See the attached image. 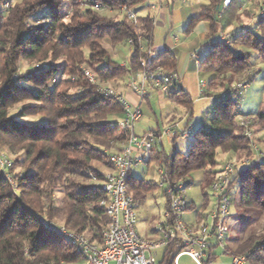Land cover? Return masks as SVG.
<instances>
[{"label":"trees","instance_id":"trees-1","mask_svg":"<svg viewBox=\"0 0 264 264\" xmlns=\"http://www.w3.org/2000/svg\"><path fill=\"white\" fill-rule=\"evenodd\" d=\"M98 1L107 9L96 11L80 0H17L9 6L5 4L10 0H0V150L13 161L9 173L0 169V264H70L83 259L41 218L100 241L107 228L109 219L100 205L104 193L91 181L103 179L104 172L96 164H108V152L120 150L129 132L111 125L125 115L124 107L98 93L81 67L92 69L104 83L120 84L129 68L114 60L106 43L132 39L131 67L137 68L147 56L154 23L149 14L140 15L135 25L119 11L121 5L139 11L136 7L147 0ZM223 2L211 0L203 5L186 29L192 30L202 20L210 22L212 48L202 59L200 72L213 73L202 94L214 97V104L203 113L188 153L158 149L150 160L165 168L171 182L184 180L188 186L189 176L202 171L205 209L219 151L254 156L251 141L236 120L238 114L246 113L239 109L234 84L236 77L247 75L251 80L252 52L264 62V16L255 28L237 29L230 37L231 45L213 38L219 26L231 25L233 16H240L239 4L230 0L218 17ZM24 62L32 65L24 69ZM157 65L177 70L176 51L156 54L151 66ZM168 98L185 107L190 112L188 123L193 122L194 101L184 89ZM27 100L32 103L15 110ZM28 115H41L45 122H23ZM252 115L264 121V111ZM156 185L132 175L128 180L135 200L146 198ZM230 190L235 206L242 210L238 213L241 223L264 216V161L245 168ZM234 242L231 254H245L249 262L264 264V231H252L245 239L236 236ZM180 248L173 243L160 264H173Z\"/></svg>","mask_w":264,"mask_h":264},{"label":"built area","instance_id":"built-area-1","mask_svg":"<svg viewBox=\"0 0 264 264\" xmlns=\"http://www.w3.org/2000/svg\"><path fill=\"white\" fill-rule=\"evenodd\" d=\"M90 5L96 11H104L107 6L98 0H80ZM6 3L5 6H9ZM152 8H157L155 5ZM111 11V9H109ZM121 14H126L135 25L140 22L138 11L126 5L119 7ZM260 16H264L262 13ZM153 23H157V16L153 17ZM222 41L231 45L229 37H223ZM132 45L133 40L129 39ZM156 55L152 46L147 48V56L142 58L139 67H131V60L122 66L129 68L127 74V88L135 93L139 103L132 104L122 93L108 83L99 80L96 73L82 66L84 78L96 87L98 93L119 102L125 110V115L115 120L111 125H116L129 132L127 140L121 145L120 150L108 152V162L111 165L109 171L104 173L102 180L94 182V186L104 193L100 205L104 208L109 219L107 228L102 234V239H93L87 233H79L68 229L66 226L41 218L43 223L72 245L81 253V264H160L158 252L166 250L173 243H179L181 247L176 253L173 264H179L182 256L191 258L194 264H211L210 251L213 246L220 247L232 257V264H247L248 257L245 254L233 255L227 249L226 239L230 228L226 220L233 214V197L230 190L231 182L250 165L264 161V150L258 145L253 126L256 122L255 115L238 114L236 120L243 128L244 136L251 141L254 156L238 162L236 159L225 161L217 170L214 181L209 188L210 208L205 209L199 221L190 224L185 215L191 208L186 189L188 185L184 180L171 182L168 179L165 168L160 167L161 181L159 187L164 189L167 197V208L164 220L158 221L156 230L159 236L156 239L142 238L137 231L138 214L135 209L136 200L128 187V180L134 167L149 164L153 150H158L160 142L166 136H182L189 138L194 135L195 124L189 122L185 126L179 123L168 125L161 133L153 129L142 136L135 133V124L142 116L141 103L146 101L154 92L164 97H169L177 91L180 75L177 70H170L160 65L151 66L152 58ZM192 59L199 63L197 52L191 54ZM39 67V64L36 65ZM47 66V65H44ZM250 80H241L234 85L238 99L245 96ZM207 83L202 82L201 91L206 89ZM13 161L0 150V169L9 173ZM8 177L10 175L8 174ZM158 185V184H157ZM70 264H77L72 262Z\"/></svg>","mask_w":264,"mask_h":264},{"label":"rangeland","instance_id":"rangeland-1","mask_svg":"<svg viewBox=\"0 0 264 264\" xmlns=\"http://www.w3.org/2000/svg\"><path fill=\"white\" fill-rule=\"evenodd\" d=\"M17 0H10V4L16 2ZM211 0H188L186 4L182 2V0H173L174 9H182L183 7H186L190 9L195 4H201V5H207ZM213 1H220V0H213ZM224 1V3H229L230 0H221ZM257 1V2H256ZM236 3L240 6H243V10L240 13V16H233L235 20H231V25H227L226 27L219 26V29L216 34L218 33L220 40H222L223 37H231L233 33H236L237 29L240 28L243 30H246L247 28H255V23L260 18V15L264 13V0H261V5L263 8H260L258 3V0H235ZM234 2V3H235ZM224 3L221 4L220 10L218 14V17H222V13L227 7L224 6ZM255 6V7H254ZM144 8H146L147 12L142 11ZM137 10H139V15L144 14H150L153 17L155 16V13L153 10L148 7V3L144 2L143 4L136 7ZM201 10V9H200ZM199 10V11H200ZM200 13V12H199ZM113 14H116V12H113ZM199 15V14H198ZM233 15V14H232ZM119 18H123V15H119ZM234 24V25H233ZM189 25V19L181 22L174 23L173 29L171 31L173 37L179 36L181 40H188V43H193L201 38L200 33H205L204 29L199 25L194 28V30L188 35L186 33V28ZM237 27H236V26ZM111 52L114 60L119 64H124L128 61V58L132 55V47L128 44V42H122L118 44H110L106 43L105 45ZM238 47L242 48L241 45ZM182 62V61H181ZM34 64V63H33ZM251 71H252V77L250 80V77H247V75L238 78L236 77V82H240L241 80H250L249 87L245 91V96L243 99L238 100L239 101V109L246 114H255L259 110L264 111V62L261 61V59L256 55L255 52H252V59H251ZM32 63L24 62L22 63V66L24 69L28 68V66H31ZM181 65V63H180ZM213 76L212 72H206V73H197L194 71V84L196 86L197 94L194 95L195 98H197V101H194V118L193 122L196 126L194 130V135L189 138H183L182 136H177L175 140V146L178 151H180L183 154L188 153L189 148L192 145V142L195 139V133L197 131V127L200 123V116L202 115V112L206 108V106L211 105L208 97H202V92L200 89V83L205 80L208 82L210 78ZM64 78V75L62 76ZM128 78L125 77L121 81V83H127ZM109 85L114 87L117 90L116 85L118 84V81L116 82H109ZM122 84V85H123ZM236 84V83H235ZM234 84V85H235ZM221 91V90H219ZM152 106H148L147 104H143L142 106V116L139 121L135 124V132L138 135H144L148 130L153 129L157 126V119L161 120V116L163 112H165V109H163L160 105V102L158 99L153 98ZM32 103L31 101H25L21 104H19L15 110H18L20 107H23L25 104ZM173 107L172 103H168L167 109ZM179 111H181V108L176 107ZM157 115V117H156ZM23 122L29 123V124H38L42 125L45 122V119L41 115H28L23 117ZM168 125L164 126L165 129ZM253 129L256 134V138L261 135L263 138L262 140H259L258 145L261 147V149L264 150V136L262 134H257V132L264 131V121H258L256 118V122L253 126ZM259 135V136H258ZM166 140V139H165ZM116 150V149H112ZM172 150V144L168 143V141L165 142V152L170 153ZM111 151V150H110ZM234 156L231 158V154L228 155V153H224L222 151H219L218 153V164L215 167L216 170H219L222 166V160L227 158L228 160L236 159V161L240 162L243 159H246L245 156ZM97 168L101 170L102 172H107L110 169V164L108 163H97ZM20 171V168H18ZM131 175L138 179H143L147 183H154L158 184L155 186V189L147 193L146 198H139L136 199L135 203V209L138 214V224L141 222H145L147 224H153L158 219H163L164 211H165V203L167 200V197L164 194V189L159 187V183L161 181V175L159 172V166L155 162H151L148 164H142L139 166H136L132 169ZM189 180L191 181V184L187 187V197L191 201L195 202V204L200 207L204 203V191L202 190V183H203V172L197 171L192 173L189 176ZM91 182H96L95 180ZM209 192V190H208ZM210 194V192H209ZM212 202V200H211ZM242 212V210H239L237 206L233 207V214L226 220V224L230 228L229 236L226 239L227 249L230 250V244L232 247H236V244L238 243H231L233 239L237 237H240V239H245L250 232L256 231V233H262L264 231V216L260 218H256L252 221L254 222H248V223H241L240 219L238 218V213ZM241 241V240H239ZM218 258L213 262V264H232V257H230L226 251L223 249H219L218 252ZM161 256V255H160ZM179 264H194L190 257L183 256L179 260ZM247 264H256L254 262H248Z\"/></svg>","mask_w":264,"mask_h":264},{"label":"crops","instance_id":"crops-1","mask_svg":"<svg viewBox=\"0 0 264 264\" xmlns=\"http://www.w3.org/2000/svg\"><path fill=\"white\" fill-rule=\"evenodd\" d=\"M182 2L184 4H186L188 2V0H182ZM260 2H261V0H258V3H255V4H259ZM147 3H148V7H150L153 10V12L155 13V16H157V23L154 24V29H153V33H152V39H151L150 46H152V48L156 52V54L163 52L166 49L176 51L177 56H178L177 71L179 72V75H180V80L178 83L177 91L180 89H184L193 98V101H197L198 99L195 98V96H194L197 94L196 86L194 84V81H195L194 71L201 74L200 63H201L202 59L210 52V50L212 48V45L208 43V41H209L208 35H209L210 29H211L210 22L208 20H202L194 26V28H195V27L200 25L204 29L205 33H200L201 38L198 39L197 41L191 43V44L188 43V40H181V38L179 36L173 37L171 31L173 29L174 23L185 21L188 19H189V23H190L192 18H196L198 16V14L200 12L199 10L201 9V7L203 5L195 4L190 9L183 7L182 9L179 10V9H174L173 0H147ZM227 4L228 3L225 2L224 6H226ZM153 5H155L157 8H155V9L152 8ZM259 6H260V8H263L261 3L259 4ZM220 7H219V9H220ZM243 8H244L243 6H240L239 11L241 12L243 10ZM142 11L147 12L146 8H144ZM146 15H149V14H144L141 16H146ZM233 23H235V22H233ZM194 28L192 30H189V31L185 30V31L188 35H190V33L194 30ZM213 38L214 39L217 38L218 40L220 39L218 33L214 34ZM193 52L198 53L199 63H197L194 59H192L191 54ZM180 63H181V65H180ZM202 82H206V81L203 80ZM208 82H206L207 85H208ZM201 83H200V85H201ZM122 84L123 83L118 84L117 90L120 93H122L132 104H134V105L138 104L139 99H138L137 95L127 88V83H124L123 85ZM202 97H207V96H204L202 94ZM153 98L158 99L161 107L163 109H165V112H163V114L161 116L160 122L158 119L156 120L157 126L155 128H153L154 131L161 133L164 130L163 127L166 125H172L175 123H179L180 126H185L188 123L189 117H190V112L185 107L172 102L168 97H164L157 92L152 93V95L146 101L141 103V110H142L143 104H147L148 106L151 107L152 103H153V100H152ZM208 98L210 99L209 100L210 102H208V103H210L211 105L206 106V108L202 112V115L205 111H207L214 104L215 98L214 97H208ZM169 102L173 104V107H170L167 109L166 107H167ZM176 107L181 108V111H179ZM202 115L200 116L199 119L202 118ZM156 117H157V115H156ZM195 128H196V126H195ZM150 130H152V129H150ZM150 130H148V131H150ZM257 134H262L264 136V131L259 132V133L257 132ZM138 136H142V135H138ZM261 137L262 136L260 135L258 138H260L262 140L263 138H261ZM176 138L177 137H172V136L163 137L161 142H160L159 150H162V149L165 150V142L166 141H168V143L172 144V150L174 148L176 149V146H175ZM229 154L230 153H228V155ZM234 156L235 155H231V158ZM227 160L228 159L225 158L224 160H222L223 161L222 163H224ZM149 164H150V162H149ZM188 200L191 203V208L187 211V213L185 215V219L188 223L193 224V223H196L197 221H199L201 214H202V212L206 206L203 203L202 206L198 207L195 204V202L191 201L190 199H188ZM210 206H211V200L209 201V205L207 206V208H210ZM166 208H167V200L165 203V210H166ZM164 218H165V215H163V219L160 218L153 224H147L145 222L139 223V225L137 226V231H138L139 235L145 239H156L159 236V234L156 230V224L158 221L164 220ZM219 249H220V247H216V246H213L211 248V251H210V259L212 261L211 264H213V262L218 258ZM164 252H165V250H160L158 252L157 257H158L159 261H161L163 259ZM182 257H180V259ZM82 262H83V259L77 261V264H81Z\"/></svg>","mask_w":264,"mask_h":264}]
</instances>
